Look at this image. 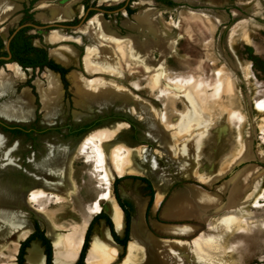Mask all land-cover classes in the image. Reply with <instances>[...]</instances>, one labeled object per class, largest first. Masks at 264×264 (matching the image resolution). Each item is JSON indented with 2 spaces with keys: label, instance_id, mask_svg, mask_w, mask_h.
<instances>
[{
  "label": "rangeland",
  "instance_id": "1",
  "mask_svg": "<svg viewBox=\"0 0 264 264\" xmlns=\"http://www.w3.org/2000/svg\"><path fill=\"white\" fill-rule=\"evenodd\" d=\"M15 1L22 5L19 19L12 22L14 15H11L0 24L7 26L9 33L24 23L59 21L75 25L88 7H112L109 9L114 10L125 2ZM52 8L59 12L65 11L68 16L53 17ZM145 8L151 9L166 29L178 36L175 50L166 57L162 68L151 66L153 68L145 69L143 64L132 59L128 38L119 44L108 38L111 33L139 35L141 31L136 27L128 29L123 21L136 25L135 16ZM90 11L102 14V22L108 28V33L97 31L94 38L89 37L84 28L91 16L78 27L62 28L67 40L79 52L78 60L65 65L63 73L53 68L60 73L63 86L59 99L60 111L52 122L46 121L41 114L36 121L19 122L24 127L34 128L29 134L9 135L0 129L2 151L12 158L10 164L0 165V183L18 186L26 193L41 190L37 177L40 172L38 162L59 147L75 148L71 177L76 189L69 201L45 191L37 202L31 199L32 208L49 211L56 223L73 227L87 220L90 222L100 211L109 215L108 198H129L135 212L129 211L128 240L125 247L120 245L118 257L112 264H120L127 256L128 260L124 264H174L177 256L184 264H264V0H131L118 12ZM57 27L39 29L31 25L20 31L19 37L27 41L29 46L42 48L47 59L54 63V58L48 56L51 46L43 42V36ZM8 32L5 37L0 35L3 50ZM77 36H80L81 42L73 40ZM34 37L40 39L41 45H34ZM140 38L145 40L143 34H140ZM97 40L111 45L119 55L120 74L95 69L93 64V68H85L84 60L88 54L86 46ZM97 47L94 45L92 49L96 51H92L97 52ZM152 49L155 57L159 58L157 47ZM31 58L36 59V56L32 55ZM21 69L26 81V70ZM71 69L84 72L89 82L104 78L116 82L148 102L160 113V124L171 133L166 136L167 143L150 133L147 120L139 119L125 106L134 105L135 99L125 101V97L117 96L113 101L94 106L90 111L85 106L76 105V95L68 76ZM43 71H46L45 66L34 72L32 79L41 77ZM24 82L18 81L21 88L26 84ZM4 99V96L0 97V102ZM37 99L41 109L39 94ZM42 113L44 116L43 110ZM118 121L127 124L118 132L117 139L121 141L115 144L145 145L143 160L139 162L145 174L116 173L105 189L101 178L107 174V167L112 165V160L107 162L104 156L102 147L105 142L102 138L94 141L87 139L92 131L104 129ZM92 123L97 125L80 136L68 133V126L76 128ZM176 126L182 128L181 132L185 130L178 134ZM197 132L202 133L198 157L194 169L187 172L189 175L186 176L182 172L184 170H180L183 158L177 155L178 142L183 145L185 139H195L194 135H199ZM109 140L114 142L112 138ZM100 153L102 157L99 159ZM139 177L148 179L153 189L149 208L150 191ZM158 178L165 180L167 191L158 209L154 210L153 180ZM197 192L217 196L219 205L210 209L193 207L191 198ZM137 196L147 200L144 208L145 226L139 225ZM172 196L177 198L166 213L165 208ZM20 207L24 211L22 218L33 225L36 223L45 234L44 219L27 205L22 203ZM232 215L236 216L237 222H233L231 230L224 229L223 232L216 229V223L222 217L231 218ZM105 225L104 219L96 218L89 245L92 235ZM113 227L114 233L122 238L125 227L121 234L114 224ZM134 229L136 238L132 236ZM108 230L110 233L109 227ZM214 234V241H207ZM131 240H137L142 247L133 245L129 250ZM157 241L166 242L169 252L158 249ZM145 249L148 250L147 254ZM9 254L11 252L0 253V264L10 263Z\"/></svg>",
  "mask_w": 264,
  "mask_h": 264
},
{
  "label": "bare ground",
  "instance_id": "2",
  "mask_svg": "<svg viewBox=\"0 0 264 264\" xmlns=\"http://www.w3.org/2000/svg\"><path fill=\"white\" fill-rule=\"evenodd\" d=\"M51 13L53 17L65 18L68 16L65 11L59 12L57 9L53 8L51 9ZM101 15L102 14L99 12L94 13L86 21L84 29L89 37L94 38L97 31H100L103 34L108 33V28L104 26ZM19 16L20 13H17L16 15L14 14V18L11 19V21H17ZM7 17L8 15L0 17V22L7 19ZM135 19L137 21L136 25H132L128 21H123V23L128 29L136 27L137 30L141 31L140 34L144 35L145 40L141 39L140 34L138 35V33H128L124 36L111 33L108 34V38L118 44L128 38L130 40L129 55L132 59L137 63L143 64L145 69H149L151 66L162 68L166 57L170 55L171 51L175 50V42L177 41L178 36L167 30L158 15L152 14V10L149 8H145L138 13L135 16ZM49 23L61 22L54 21ZM60 28L61 27L58 26L57 29L54 28L48 34H45V41L50 44L54 43L51 48L49 47L48 55L50 54V56L55 58L59 63L70 65L78 60L77 57L79 50L74 44L67 40L66 34L62 31V28ZM7 32V26H0V34L3 35V37L7 35ZM59 40L60 42H58ZM73 40L81 42L80 36L75 37ZM38 42L39 39L35 38V43ZM94 45L98 46L97 52L92 51L95 50L92 49ZM153 47H157L159 58L155 57L152 49ZM86 50V53H88L86 54L87 57H84L86 69H91L95 66V69H103L106 73L117 72L120 74L121 67L119 55L111 45L104 42L101 43V41L97 40L96 43L88 44ZM91 64L94 66L92 67ZM55 71L56 70L49 69L48 67L46 68V71L42 72L41 77L38 76L33 80V84L36 86V91L39 94L41 109L44 111L43 118L48 122H52L60 111L59 99L63 90L60 73ZM83 73L76 69H71L68 73L70 81L72 82L73 91L76 95L74 98L76 105L85 106L86 109L90 111L94 106H100L108 101H113L117 96L125 97L124 100L135 99L136 102L134 105L124 103L125 106L129 107L130 111L139 119L147 120L150 125V133L167 143L168 137L166 136H168V133H171L160 124V113L155 111L148 102L136 97V95L128 90V88L122 87V85L120 86L116 82H111V80L109 81L104 77L103 80L98 82H89ZM25 78L24 71H22L20 65L16 62H9L5 66L0 67V97H5V99L0 102V113L6 115L12 114L19 118L34 115L36 109V97L31 93L32 90L30 91V88L26 85H24L20 91L16 92L15 89L18 81L24 82ZM126 124L127 122L125 121L114 122L106 126L104 129L92 131L87 139L89 141H94L96 138H102L105 142L102 147L104 156L107 158V162H109L108 160H112V165H108L107 167V174L101 178L102 183L106 185L105 189L109 186V180L115 178L116 173L120 175L145 174L144 170H142L139 165V162L143 160L145 154V145L129 146L123 142L115 144L121 141L117 139V134ZM176 129L179 134L182 128L180 129L179 126H176ZM166 130L168 131L167 133ZM184 130H182V132ZM194 136L195 139H185L186 142L183 141V145L178 142L179 153H177V155L178 157L181 155V158H183V162H180V170L183 169L185 172H182L186 176L189 175L187 172L195 167V160L196 157H198L197 150L201 144L202 133ZM170 137L171 135H169V138ZM109 138L114 139V142H111ZM75 151V148L71 150L62 146L57 150L50 151L43 160L38 162L40 172L37 177L41 190L37 189L26 193L18 186L12 187L0 183V253L5 251L11 252V254L8 255L10 260L9 264H16L15 255L19 249L21 241L34 230V225L29 220H24L22 218L24 211L20 207L21 204L23 203L29 208H32L31 201L34 200L37 202L41 195H44L43 192L45 191H47V193L53 192L68 202L71 195L75 192V181L71 177ZM98 156L100 159L102 154L100 153ZM11 162L12 158L7 152L2 151V138L0 136V165L6 166ZM153 186L155 188V199L152 207L155 210L161 204L167 188L165 186V180L160 178L153 180ZM176 198L177 196H172L165 208L166 213L169 212L170 207L173 206ZM136 199L138 205V217L140 218L139 225L145 226L144 208L146 207L147 200L140 196H137ZM219 203L220 199L217 196L200 194L198 192L191 198L192 206L196 208L200 207L201 209L214 208L217 207ZM107 204L109 216L111 217L117 232L119 234L123 233L125 227L123 209L115 198H108ZM37 208L32 209L44 219L46 223L45 235L52 243V264H75L79 257L89 221L87 220L79 225L68 227L62 223H56L49 211H42V208V210ZM233 222H237L235 215H232L231 218L227 216L222 217L216 223V229L223 230V232L224 229L231 230ZM135 232V229L132 230L133 238H136ZM215 235L216 234L210 237V240L207 241L213 242ZM157 244L159 245L158 249L163 248L165 249V253L169 252L167 248L168 244L166 242L162 243L157 241ZM129 245V250L133 245L142 247L137 240H131ZM29 246L26 254V261L29 264H45V253L41 244H39L37 240H34L31 241ZM119 247L121 246L114 241L109 233L107 225L102 226L100 230L92 235L90 245L85 254L84 264H112L118 257L120 252ZM147 252L148 250L145 249L146 254ZM127 260L128 256L120 264H124ZM176 263L184 264L180 261L179 256L176 257L174 264Z\"/></svg>",
  "mask_w": 264,
  "mask_h": 264
},
{
  "label": "trees",
  "instance_id": "3",
  "mask_svg": "<svg viewBox=\"0 0 264 264\" xmlns=\"http://www.w3.org/2000/svg\"><path fill=\"white\" fill-rule=\"evenodd\" d=\"M130 1L131 0H129V2ZM168 2L170 3V1H168ZM109 8H112V7H105L104 9L110 10ZM94 13H96V12L95 11H89L85 20H87ZM27 28H29V26H25L23 29H18L14 33V36H17V37L20 36L21 32H23ZM0 46H2L1 43H0ZM25 53L27 54V57L29 59H32L31 56L35 55L36 59L41 60V62H42L41 66L42 65L43 66L46 65V66L51 67L50 65H48V63H50L52 61L47 59L46 52L42 48L28 46V48L25 50ZM32 60H34V59H32ZM19 64L21 65L22 63L19 62ZM92 124L82 125V126L76 127V128L68 126V133L70 135L80 136L81 134L86 133L87 131H89L90 129H92L93 127H95L97 125V123H92ZM15 132H19V130H16ZM31 132L32 131H30V130L27 131L28 134L31 133ZM139 178L146 183V186L148 187V189L150 191V193H149V201H148V206H147L149 208L150 204L152 203V200H153V189H152V186H151L150 181L148 179H146L145 177H139ZM116 200H117L118 204L120 205V207L123 209L124 216H125L124 236L122 238H119V236L117 234H115L116 232L114 230L113 222L111 220V217L106 212L100 211L89 222V225H88V227L86 229V232H85V235H84V241H83L82 246H81L79 257H78V259H77L75 264H84L85 254H86L87 248L89 246L90 232H91L93 224L96 221V218L104 219L105 223L108 225V227L110 229V234H111L112 238L114 239V241L116 243H118L119 245H122L123 247L126 246V242L128 240L127 231H128L130 218H131L130 217L131 214H130L129 211H132V213L135 212V207H134L132 201L129 198L119 199L118 197H116ZM34 227H35V229L33 230V232H31L20 243V246H19V249H18V253H17V256H16L17 264H24L25 248L28 245H30L29 243L32 240H34V239H38L41 242V244L43 245V247H44L45 264H52V260H53V251H52V249H53V247L51 245L52 243L50 242L51 240H49V238H47L45 236L44 232L39 229V227H38V225L36 223H34Z\"/></svg>",
  "mask_w": 264,
  "mask_h": 264
},
{
  "label": "flooded vegetation",
  "instance_id": "4",
  "mask_svg": "<svg viewBox=\"0 0 264 264\" xmlns=\"http://www.w3.org/2000/svg\"><path fill=\"white\" fill-rule=\"evenodd\" d=\"M110 11V10H109ZM89 12V11H88ZM87 12V14H88ZM22 28V27H20ZM38 38V37H34L33 38V42L34 39ZM39 39V38H38ZM40 42V41H39ZM34 45L39 46L37 44ZM28 43L27 41L21 40V38L18 36H12L10 41H9V52L6 50L5 46H4V50L2 48V46H0V65L4 64L5 62L9 63V62H16L17 64L19 62H21V67L26 70V75H27V79L24 83H26L25 85H27L30 88L31 93L36 97V109L34 111V115L33 116H29V117H18L15 115H6V114H2L0 113V129H2L4 132L8 133L9 135L11 134H27V131H33L34 128H27L24 127L23 125L18 124L19 122H29V121H36L38 116L41 114V117L43 118V113L42 110L40 109L39 104H37V97L38 94L36 92V87L33 84V75L34 72H38L40 70V68L46 66V65H42L41 66V60L38 59H29L27 57V54L25 53V50L28 48ZM10 54V58L9 59H3L2 57L7 56ZM32 55V54H31ZM51 58V57H50ZM49 60V58H48ZM56 61V60H55ZM6 63V64H7ZM57 63V62H56ZM55 62H50L48 63V65H50L51 67H53L54 69L58 70L60 73H63V69L65 67V65H63L62 63L56 64ZM5 64V65H6ZM2 65V66H5ZM20 65V64H19ZM63 65V66H61ZM48 68V67H45ZM28 69H30V71H28ZM61 76V75H60ZM28 84H31V86H29ZM21 84L17 83L16 84V92L21 90ZM39 102V101H38ZM15 117V118H14ZM17 117V118H16ZM30 118V119H29ZM13 122V123H12ZM16 130H19V132H15Z\"/></svg>",
  "mask_w": 264,
  "mask_h": 264
},
{
  "label": "water",
  "instance_id": "5",
  "mask_svg": "<svg viewBox=\"0 0 264 264\" xmlns=\"http://www.w3.org/2000/svg\"><path fill=\"white\" fill-rule=\"evenodd\" d=\"M128 2H129V0H125V2H124V4L121 6V7H118V8H116V9H114V10H106V9H104V8H100V7H98V6H91V7H88V8H86L85 9V11H84V15L82 16V18L80 19V21L77 23V24H75V25H70V24H67V23H47V24H45V23H41V24H32V23H24V24H22V25H20V27H22V26H33V27H36V28H39V29H47V28H49V27H52V26H59V27H61V28H74V27H78L79 25H81L84 21H85V19H86V16H87V12L88 11H90V10H97V11H101V12H103V13H106V12H113V11H115V12H118V11H120V10H122V9H124L125 8V6L128 4ZM20 27H18V28H16L14 31H12V33H9V35H8V37H7V39H6V42H5V48H6V50L9 52V41H10V39H11V37L14 35V33L20 28ZM47 52H48V48H47ZM49 56V55H48ZM3 59H9L10 58V54L9 55H7V56H4V57H2ZM7 62H5L4 64H1L0 65V67H2V65H5ZM57 64V63H56ZM62 66V65H61ZM45 67H49V66H45ZM64 67V66H63ZM49 68H51V67H49ZM65 68V67H64ZM51 69H53V68H51ZM54 70V69H53ZM34 229H35V227H34ZM46 236V235H45Z\"/></svg>",
  "mask_w": 264,
  "mask_h": 264
},
{
  "label": "crops",
  "instance_id": "6",
  "mask_svg": "<svg viewBox=\"0 0 264 264\" xmlns=\"http://www.w3.org/2000/svg\"><path fill=\"white\" fill-rule=\"evenodd\" d=\"M17 6H19V7H17ZM21 8H22V5L19 3V2H17V1H15V0H0V17H2L3 15H8V17H11V15H16L17 13H20L21 12ZM7 17V18H8ZM6 20V19H5ZM4 20V21H5ZM4 21H2V22H0V24L1 23H3ZM55 29H57V28H55ZM1 35V34H0ZM1 36H3V35H1ZM39 41H40V39H39ZM43 42L44 43H46V44H48V45H50L51 47L53 46V44H50V43H48V42H46L45 41V35L43 36ZM58 42H60V40L58 41ZM57 43V42H56ZM35 44H37V43H35ZM41 45V41L40 42H38V44L37 45ZM49 53V52H48ZM50 55V54H49ZM49 57H51V56H49ZM54 61H55V58L53 59ZM55 62H57L58 63V61H55ZM60 64V63H59ZM63 66V65H62ZM56 72V71H55ZM158 209V207L155 209V210H157ZM34 241V240H33ZM39 242V241H38ZM42 246V245H41ZM30 246H28L27 247V249H26V254H27V250H28V248H29ZM18 252V251H17ZM26 254H25V262H26V264H29L27 261H26Z\"/></svg>",
  "mask_w": 264,
  "mask_h": 264
}]
</instances>
